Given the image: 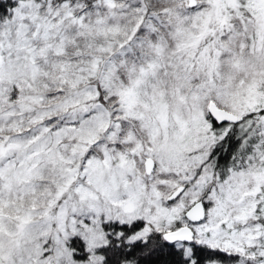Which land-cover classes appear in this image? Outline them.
Wrapping results in <instances>:
<instances>
[{"label":"snow or ice","instance_id":"obj_1","mask_svg":"<svg viewBox=\"0 0 264 264\" xmlns=\"http://www.w3.org/2000/svg\"><path fill=\"white\" fill-rule=\"evenodd\" d=\"M0 264H264V0H0Z\"/></svg>","mask_w":264,"mask_h":264}]
</instances>
